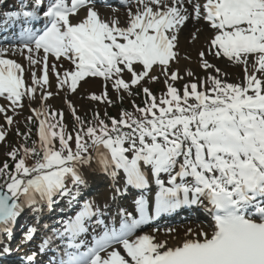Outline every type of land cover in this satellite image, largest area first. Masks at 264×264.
<instances>
[{
	"label": "snow or ice",
	"instance_id": "1",
	"mask_svg": "<svg viewBox=\"0 0 264 264\" xmlns=\"http://www.w3.org/2000/svg\"><path fill=\"white\" fill-rule=\"evenodd\" d=\"M98 2L111 9V18ZM123 7L121 19L106 0H21L4 21L19 25L20 46L0 47V98L7 101L0 115L8 126L0 125V144L18 123L9 110L23 109L25 99L40 106L26 118L38 140H31V129L17 130L25 143L6 153L11 164L0 165V257L11 254L4 241L15 239L31 212L21 233L28 249L22 264L48 253L55 257L49 264H264V0H126ZM192 20L212 30L207 52L242 67L243 82H227L202 51L207 78L182 90L174 86L182 79L179 33ZM10 52L28 67L8 58ZM64 60L73 67L63 69ZM50 74L60 91L71 93L89 77L102 78L103 93L90 99L109 106L129 99L132 111L96 112L86 120L68 101L69 128L64 113L46 104L59 94L47 90ZM161 75L166 89L157 96L148 82ZM140 92L143 106L132 99ZM89 171L111 178L114 200L126 188L136 190L139 219L123 206L106 215L89 200L83 191ZM57 207V224L36 222ZM181 208L204 209L214 224L209 231L186 229L190 238L176 244L138 234Z\"/></svg>",
	"mask_w": 264,
	"mask_h": 264
},
{
	"label": "bare ground",
	"instance_id": "2",
	"mask_svg": "<svg viewBox=\"0 0 264 264\" xmlns=\"http://www.w3.org/2000/svg\"><path fill=\"white\" fill-rule=\"evenodd\" d=\"M97 7H100V11L102 12V14L111 18V9L110 8L101 7L99 2L97 3ZM118 10H119L118 15L120 16L121 19H123L126 15L125 9H122V10L118 9ZM197 29H200V31L197 32ZM211 31L212 30L209 29L205 23H198L194 20L186 23V25L181 29V31L179 33V39H178V51H179V57H180L179 61L183 60V61H181L182 64H186V63L194 61L195 57H197L199 55V53L202 51L207 53L208 37H209ZM194 33L199 37L198 39H193ZM2 43H8V42H6V38H2V40L0 41V47H7L9 49H13L14 47L20 46L19 43L14 44V45H8V44H2ZM8 58L15 59V60H17V62L21 63L26 68L28 67L27 60L23 56L15 55V54H12L10 52ZM223 59H224V61L216 64V66L218 68H220L222 70V72L227 73V82L238 83L237 82L238 79L235 75L236 73L234 72V68L236 67V65L227 61L226 58H223ZM51 62H52V58L50 57V63ZM210 63H213V62L210 61ZM214 63H217V62L214 61ZM62 64H63V69H69V68L73 67L66 60L62 61ZM63 69H61V70H63ZM38 75H39V73H38ZM25 79L28 83L31 82L30 76L27 72L25 73ZM49 79H50V85L51 86L47 90H50L53 93L62 92L57 88L55 77L53 74H50ZM100 88H104V81L102 80V78L89 77V78H87V81L81 82V87L78 88L79 89L78 93H76L75 95H73L72 97H69V98L70 99H76V97L80 96L79 94H84L87 97H90L92 94L98 95L97 93H98V90ZM70 101L72 102V104H74V105L76 104L75 100H70ZM1 103L7 104V101H5L3 98H0V104ZM124 194H125V191H123V194L117 196L116 198L117 199L123 198ZM151 198H152V196H151ZM89 200L95 202L101 208L102 211L110 210L108 212V214H111L113 216H115L117 209L119 207H121V206H113L112 208L109 207L111 200H113V193L109 192V191H102L99 194L95 195L94 197H91ZM134 200H135V198L130 199V201L132 203L129 206L127 205V206H123V207L126 208L128 212L133 213V215L135 216L136 219H139V213L134 212V209L136 207L135 203H133ZM151 201H154V200L151 199ZM154 207H155V204L151 203V208H154ZM201 215H202V213H201ZM201 215L195 217V221L197 219L200 220V221L195 222V223H190V224H188V223L175 224L174 223V224H172L166 228L159 229V231H157V229H154V228H150V229L145 230V231L138 230V234L153 235L158 240H168V242L170 244H176L182 239L190 238V237L185 236L186 229H188V228H191L193 230V232H196L199 229H203L205 231H209L211 229L213 224H212L210 218L207 216L201 217ZM168 228H172L175 231L171 234H167L165 230Z\"/></svg>",
	"mask_w": 264,
	"mask_h": 264
},
{
	"label": "rangeland",
	"instance_id": "3",
	"mask_svg": "<svg viewBox=\"0 0 264 264\" xmlns=\"http://www.w3.org/2000/svg\"><path fill=\"white\" fill-rule=\"evenodd\" d=\"M205 59L208 61H212L213 64H218L222 62V60L219 58V60L215 57H213L212 54L206 53ZM183 61V60H181ZM179 61V69H180V76L182 79L178 80V85L180 89H183V86L186 83H192V82H197V78H199L200 81H203L207 78L206 73L204 69L201 67V57L198 55V57H195V60L186 64H182V62ZM216 61L217 63H214ZM175 67V65H174ZM217 67V66H216ZM191 71L194 73L192 77H188L187 73ZM234 72L236 73L237 81L243 82L244 80V72L242 67L236 66L234 68ZM155 74H159L158 70L156 71ZM213 74V73H212ZM210 72L207 75H212ZM160 78L163 79V76L161 75ZM148 87L152 90L154 94L157 96L161 95V92H165L166 86L164 83V80H159L156 82L149 81L148 82ZM104 91V88H100L98 90V95H101ZM137 91V89H136ZM139 91V90H138ZM156 92V93H155ZM109 93L110 96L115 100L116 95L112 91V89L109 87ZM39 95V94H38ZM141 96V94H140ZM68 92H60L58 95H54L52 98H50L48 101H46V104L50 108L52 112H63L65 115V123L69 125L70 122V111L68 109V104L67 102L70 100H75L76 101V108L78 109V114L81 116H86V117H93L94 113L99 112L102 117L104 116L105 113L110 114L109 116L116 117L118 116V113L122 112L120 109V103L117 101L114 105L109 106L105 105L103 103H99L97 101H93L90 99V97H87L84 94H81V97L78 96L76 99H68ZM132 99H135V102L140 105L141 100L137 95L133 97ZM2 104V103H1ZM24 108L23 109H17L16 112H12L11 110L8 111V115L13 116L14 119L18 123H14L11 128L9 129L7 141L4 144H0V165L3 164V162L6 160L7 155L6 153L10 151L13 147H18L19 143L22 140L21 136L17 135V130L21 133L27 134L29 129L31 128L32 124L27 121V117L29 116H34V113L31 111L33 108H38L40 104L37 101H32L29 102L27 99L24 101ZM123 107L124 109H127L128 111H132V104L129 99H125L123 102ZM0 125H3L5 128L8 126L5 124L4 118L2 115H0ZM69 128H71L69 126ZM22 143V142H21ZM31 161V160H30ZM32 163V161L30 162ZM99 175L94 174L92 177H88L89 180H97V177ZM39 223V222H37ZM5 243H8V240L5 241Z\"/></svg>",
	"mask_w": 264,
	"mask_h": 264
}]
</instances>
